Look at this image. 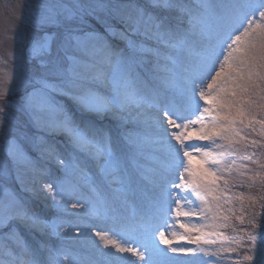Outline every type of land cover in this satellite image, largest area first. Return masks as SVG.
<instances>
[{
	"label": "snow or ice",
	"instance_id": "6c2138e0",
	"mask_svg": "<svg viewBox=\"0 0 264 264\" xmlns=\"http://www.w3.org/2000/svg\"><path fill=\"white\" fill-rule=\"evenodd\" d=\"M198 7L202 11L194 14L187 0H19L14 6L23 31L17 37L13 27L11 35L6 31L0 39L19 40L18 83L25 95L19 108L23 115L10 117L9 102L4 99L8 90L0 92L5 159L0 178L6 180L14 169L22 190L31 191L21 175L23 170H34L30 153L63 166L54 139L62 135L83 155V159L73 158V166L85 177L88 194L44 182L40 191L47 194L44 199L51 201L49 207L55 211L48 218L7 191L6 198L0 199V228L6 229L0 231V264H83L75 246L53 245L49 239L83 243L92 236L101 243L92 241L95 258L89 264H212L204 257L217 252L172 246L166 239L169 216L173 212L176 217L198 216L210 209L208 197L217 200L214 193L224 191L218 182L226 189L233 172L242 178L241 184L257 188L259 200L264 201V0H201ZM194 30L202 41L198 51L189 41ZM183 52L188 54L186 59L178 55ZM144 54L165 61V82L178 101L160 92H145L135 72L138 57ZM12 82H17L15 75ZM92 84L108 86L111 95L101 96ZM57 96L70 97L81 113L94 114L92 119L103 117L108 126L83 116L77 120ZM37 98L39 103L34 102ZM45 113L58 115L51 119ZM130 124L145 127L150 134L133 135L128 131ZM246 129L262 139L249 140L242 135ZM147 146H157L164 153L151 175L142 174L152 186L151 210L136 225L117 231L116 224L122 222L115 215V204L132 194L129 154L142 153ZM225 157L248 163L225 162ZM192 195L201 207L194 206L188 198ZM182 202L193 207L182 212ZM260 207L264 209V203ZM102 210L105 218L113 214L111 227L67 219L99 218ZM250 223L260 231L250 234L243 260L264 264V221L257 224L254 217ZM20 226L41 239L29 241ZM179 226L189 232L199 230ZM157 237L165 247L156 243Z\"/></svg>",
	"mask_w": 264,
	"mask_h": 264
},
{
	"label": "rangeland",
	"instance_id": "374dc122",
	"mask_svg": "<svg viewBox=\"0 0 264 264\" xmlns=\"http://www.w3.org/2000/svg\"><path fill=\"white\" fill-rule=\"evenodd\" d=\"M207 2L214 3L219 2V0H207ZM18 3L19 0H0V36H2L6 31L9 35H11V29H13V27H15L16 29L17 37H19V34L23 31V25L20 23V21L16 19V12L18 11V9L14 8V6L18 5ZM187 3L189 4L194 14L198 11H202V9H199L198 7L201 4V0H187ZM185 27H187V25H185ZM111 41L114 42V38ZM189 41L192 45L193 51H198L202 43L201 37L198 35V31L194 30L189 35ZM146 44L149 47L154 46L152 41H146ZM118 45L120 47H124L123 43H119ZM21 55V46L19 44L18 38L16 41H13L11 39H0V56L2 58L0 59V63L3 62L6 64L9 59L11 64L16 66V71L14 72V74H10L8 72V75H6V72L2 71L4 69L0 67V92L8 90V95L4 99L9 102L10 107L8 111L10 117H21L23 115L19 111V108L20 105L23 103L22 98L25 93L23 92L18 83V66L21 62ZM178 55L181 59H186L188 54L187 52H183L179 53ZM13 56H15V59H13ZM138 61L139 63L135 68V72L139 76V78L144 82L145 92L147 94H151L152 91H156L165 95L169 99L175 98L177 101L179 100V97L167 87V84L165 82L167 74L163 70L165 61L162 58L158 60L155 56L151 54H144L143 56L138 57ZM106 71H108L109 74H111L112 72L111 69H106ZM14 75L17 77L16 83L12 82V77ZM104 86V90H106L107 93L106 96L100 93L99 94L105 97L110 96V88L106 85ZM65 97L70 98L68 96ZM72 102L74 104V108H76L77 112L80 113L81 111L79 109V106L74 101ZM3 103L4 100L0 99V105H2ZM93 115L94 114H88L86 116L92 119ZM23 118L27 119V117ZM102 118L97 117L95 118V120L97 119L105 126H108L109 122ZM205 122H208L207 118ZM195 127L198 128L199 125ZM257 128H259L258 125ZM32 131H35V128H33ZM128 131L133 135L139 134L141 136H147L150 134L149 129L134 124H130L128 126ZM193 135H195V133H193ZM242 135H247L249 140L262 139L258 134L251 132L250 129H246L244 132H242ZM56 141L58 144L61 143L59 139H56ZM65 142L68 143L66 139ZM191 143L207 144L208 142L192 140ZM60 145L61 147L63 146L62 144ZM2 147L3 140L2 138H0V166L5 163ZM63 149L64 151H69V153L61 155V158L65 161V164L63 166L58 164L55 159L49 158L50 163L48 164H51L52 170L49 171L50 179L48 182H55L54 186L62 184L66 189H76L78 191L84 192L85 194H88V186L85 177L81 174L78 169L74 168L73 166V158L76 157L83 159V155L81 153L77 155L78 152L76 151L71 153L68 147H65ZM251 150L252 149L250 148L249 151ZM163 157L164 153L159 150L157 146H147L142 153H136L135 155H133L132 153L129 154L128 168L129 171L133 174V183L132 194H130L127 198L133 199V203H130L126 200H119L116 202L115 215L121 222L123 221L122 223L116 224L117 231H119L121 227H123V223L125 226L136 225L139 221L140 216L142 214L148 213L151 210L152 186L147 180H144L142 178V174L151 175V173L159 167V164L162 161ZM224 159L225 162H229L232 159H236L237 163H248L247 161L239 160L238 157H225ZM9 166H11L10 162ZM14 171L15 170L13 169L11 175L8 176L6 180L0 178V187L3 188V191L6 194L7 191L12 192V189L8 186L3 187V183H9L11 184V186L18 185L17 174ZM22 174L23 173H21V175ZM233 177L234 179H231L229 181V184L226 189L222 181L218 182L220 189L224 190L223 193L221 194L219 190L214 193V195H216L217 197V200L215 201L212 200V196L210 195L208 199L211 207L210 209H205L201 215L192 217H185L181 215L180 217H176L175 212H173L169 216L168 220L170 227L166 232V239L171 242L173 247L183 245L190 248H196L197 246H199L209 249L210 251L217 252L218 254L216 256L204 257L206 261H211L212 264H248V262L243 260V255L247 251V245L250 244V234L255 235L260 231L259 228H253L250 221H252L254 217L257 224H260L262 221H264V213L262 212L263 209L260 207V204L264 203V201L259 200V195L261 193L255 187H253L248 194L244 193L243 191L237 190L238 186L247 185L240 183V180L242 178L236 177L235 172H233ZM188 191H192L191 188H189ZM34 194H39L43 197L47 195L46 193L41 192L40 189L34 191ZM104 194L111 198L112 194L110 190L105 189ZM250 197L252 199H250ZM188 198L195 202V207L202 206L201 201L197 199L195 195L189 196ZM39 203L41 204V207H43V211H45L48 218H51L55 215V211L49 207L51 203L50 200L44 199L43 203ZM217 204L220 205L219 208L216 207ZM192 207L193 205H189L182 202L181 211H189ZM112 215V213H109L108 218H105L102 210L101 216L99 218H90L87 216L78 218L71 216L67 217V219H70L73 222L77 223L81 220L92 224L96 223L98 227L103 228L112 226ZM225 216L228 217L227 220H224L222 218ZM213 217H215V219H213ZM177 220L179 222H177ZM181 223L187 225L189 229L195 227L199 230L189 232L185 228H180L179 225ZM224 224H227V227H223L222 225ZM26 232L28 231L26 230ZM213 232L217 234H210ZM219 233H223V235H220ZM129 234L134 237L138 236V233L134 232H130ZM257 239L259 240V237H257ZM49 240V243H52L53 245H59L61 243H64L67 246H75L73 248L74 251L78 252L83 256L87 255L88 258L91 257L89 255H92V253H94L92 256H94L95 258V249L92 247V241L95 240L96 243L100 242L99 238L95 236L89 237L83 243L79 239L65 240L62 242L58 237H51ZM189 240L196 241V243H190ZM206 240H215L216 243L206 244ZM156 243L162 248L165 247V245L159 244L158 237L156 239Z\"/></svg>",
	"mask_w": 264,
	"mask_h": 264
},
{
	"label": "bare ground",
	"instance_id": "6f19581e",
	"mask_svg": "<svg viewBox=\"0 0 264 264\" xmlns=\"http://www.w3.org/2000/svg\"><path fill=\"white\" fill-rule=\"evenodd\" d=\"M112 39L113 38H110V40H112ZM111 42L113 44H119V43H121L120 41H118L116 39H114V42L113 41H111ZM9 49H7V50H9ZM0 59H2L1 56H0ZM2 63L3 62L0 63L1 64L0 67H2L4 69L2 71H5L6 72V75H8V72L10 74H14V72L16 71L15 70L16 66L13 65V64H11V62H10L9 59H8V61H7L6 64L5 63L2 64ZM2 65H4V66H2ZM87 84H88V82H86V86H87ZM91 86L94 87L95 90L98 93L106 96L107 93H106V90H104L105 89L104 84H92ZM56 100L58 101V103L60 105H62V107L67 112H69L71 115H73L77 120H79L82 116L84 118L91 119L88 116H86L88 114L83 113L84 114L83 115V114H81V112L80 113L77 112V109L74 108V106H73L74 104H73V102H72L73 100L71 98H67L65 96H57L56 97ZM35 103H39V98H37L35 100ZM52 114H54V115H52ZM49 115H50V117H49ZM57 115H58L57 113H51V114L45 113L44 114L45 118H51V119H56L57 118ZM94 120L95 119H92V123L94 122L97 125L101 123L97 119L95 121ZM35 131H36V129H35ZM54 139H55V141H56V139H59L61 141L60 144L63 145L61 147V145L58 144L57 141H56V143L59 145V150H60L61 155H63V154L65 155V154L69 153V151H64L63 148H65V147H68L69 150L71 151V153L74 152V150L69 146V144L65 142V139L67 140V137H64L62 135H56L54 137ZM30 155L33 158L34 170H31V169L23 170V172H22L23 173L22 174V178H23V184H24V186L27 187V188H29V189H32V190L31 191H24V190H22L21 182L18 181V180H17L18 185H16V186L15 185H12L11 186V184H9V183H7V184L3 183L2 186L3 187H6V186L10 187L12 189V192H14L21 199H23L30 207L34 208L36 211L40 212L41 214L46 215L45 211H43V207H41V204L39 203V202H42L43 203L44 197L41 196V195H39V194H34V191H37V190L41 189L42 188V184L44 182H48L49 181V179H50L49 178V175H50L49 174V171L52 170L51 169V164H48V163H50V159L48 157H42V156H40V155H38L36 153H30ZM77 155H79V152L77 153ZM14 172H16V171H14ZM33 180H35L36 182L33 183ZM31 193H32V195H31ZM147 196H149V195H147ZM5 198H6V193L3 191V188L0 187V199H5ZM126 201H129L130 203L131 202L133 203V199H131V198H127ZM93 224L97 225L96 223H93ZM123 226L125 227L124 223H123ZM22 228L23 227L20 226L19 227V230L21 231L22 234L25 235V237L29 241L41 239L37 235L34 238V236H31L30 233H27L25 231L27 229H25V230L22 231ZM0 231H6V229L0 228ZM49 242H50V240H49ZM99 243H101V242H99ZM93 254L94 253H92V255ZM92 255H89V256H91L90 258H88L87 255H84V256L81 255V257L83 258V264H89V261L91 259H94V256H92ZM125 255H130V254H125ZM130 258L132 260H136V257H134V256H132Z\"/></svg>",
	"mask_w": 264,
	"mask_h": 264
},
{
	"label": "trees",
	"instance_id": "16d2710c",
	"mask_svg": "<svg viewBox=\"0 0 264 264\" xmlns=\"http://www.w3.org/2000/svg\"><path fill=\"white\" fill-rule=\"evenodd\" d=\"M237 190L243 191L244 193H247L248 194L249 191L252 190V188H249L247 186H238L237 187ZM262 212L264 213V209L262 210ZM263 216H264V214H263Z\"/></svg>",
	"mask_w": 264,
	"mask_h": 264
},
{
	"label": "water",
	"instance_id": "95a60500",
	"mask_svg": "<svg viewBox=\"0 0 264 264\" xmlns=\"http://www.w3.org/2000/svg\"><path fill=\"white\" fill-rule=\"evenodd\" d=\"M4 1H8V0H4Z\"/></svg>",
	"mask_w": 264,
	"mask_h": 264
}]
</instances>
